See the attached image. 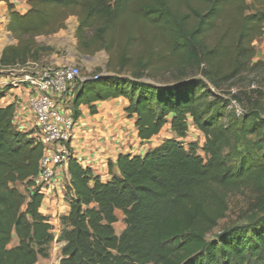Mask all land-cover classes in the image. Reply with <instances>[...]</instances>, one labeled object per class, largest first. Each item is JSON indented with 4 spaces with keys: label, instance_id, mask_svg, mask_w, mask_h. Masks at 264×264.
<instances>
[{
    "label": "trees",
    "instance_id": "1",
    "mask_svg": "<svg viewBox=\"0 0 264 264\" xmlns=\"http://www.w3.org/2000/svg\"><path fill=\"white\" fill-rule=\"evenodd\" d=\"M26 3L19 13L7 1L14 43L1 49L0 69L42 60L53 48L37 38L74 16L78 52L104 50L109 58L106 74L75 85L74 120L81 105L96 114L98 102L122 97L140 142L165 125L174 134L143 154L108 160L106 180L69 156L58 264H264V91L229 90L264 66L253 60L264 0ZM164 74L170 80H155ZM8 89L0 86V99ZM14 111V103L0 105V264H37L55 238L36 181L43 145L16 127ZM189 124L204 136L203 155L184 144ZM236 193L245 199L242 223L214 232Z\"/></svg>",
    "mask_w": 264,
    "mask_h": 264
},
{
    "label": "built area",
    "instance_id": "2",
    "mask_svg": "<svg viewBox=\"0 0 264 264\" xmlns=\"http://www.w3.org/2000/svg\"><path fill=\"white\" fill-rule=\"evenodd\" d=\"M1 72H6L7 77L1 86L27 92L33 121L31 136L43 145L36 181L43 199H47L59 168L72 155L70 142L76 123L71 110L73 89L85 79L106 73L82 75L79 66L71 62L54 65L32 60ZM189 127L194 128L191 124Z\"/></svg>",
    "mask_w": 264,
    "mask_h": 264
},
{
    "label": "crops",
    "instance_id": "3",
    "mask_svg": "<svg viewBox=\"0 0 264 264\" xmlns=\"http://www.w3.org/2000/svg\"><path fill=\"white\" fill-rule=\"evenodd\" d=\"M14 5V9L19 13H24L28 5L26 0H7ZM7 1L0 0V22H3L6 27L8 21V9ZM7 34V44L14 43ZM39 38V37H38ZM0 47L1 49L4 47ZM45 58V57H44ZM50 63L58 64L53 60V57L49 58ZM66 62H71L67 60ZM64 63V62H63ZM62 64V63H61ZM7 80V77H3V82ZM112 101H119L121 103V109L126 105L127 101L122 97L110 99ZM108 100L100 101L97 103V113L90 114L87 106L81 105V114L76 120L73 136L70 142L71 152L73 157L76 158L79 164L82 166H89L96 174H98L102 180H106L109 175L107 171V161L110 160L114 165L119 153H131V154H143L149 142L155 137L140 142L136 136V141L128 143L125 139L126 132L123 130L124 123L121 120L117 123H112V119L108 117L109 108H105L104 112L100 110ZM10 103H14V124L22 131H28L32 128V114L27 102V92L17 88H9L4 97L0 99V105L5 106ZM124 113V111H123ZM133 129L134 135L136 130L133 125V120L128 119ZM169 128V125H165ZM164 126V127H165ZM110 127H117L114 132L115 137L110 136ZM126 127V126H125ZM170 130V129H169ZM113 132V133H114ZM157 136V135H156ZM137 144L135 147L134 144ZM116 170V169H114ZM68 174L66 172V164L62 165L57 174L56 181L50 196L47 199L42 200L40 211L42 214L49 216L50 223L58 221V217L62 214H66L68 211V204L64 201V187L68 183ZM14 241V242H13ZM15 243V238L12 240L11 245Z\"/></svg>",
    "mask_w": 264,
    "mask_h": 264
},
{
    "label": "rangeland",
    "instance_id": "4",
    "mask_svg": "<svg viewBox=\"0 0 264 264\" xmlns=\"http://www.w3.org/2000/svg\"><path fill=\"white\" fill-rule=\"evenodd\" d=\"M77 27V19L76 17L72 16L66 20V25L64 29L59 30L57 33L47 36V37H39L37 38L38 43L43 45H48L53 48L52 52L45 53L42 57L41 63L49 64L50 63V56L53 57V60L57 61L58 64L66 62L67 60L73 61L74 64L79 66L81 69L82 75H89L95 73H107L106 66L108 63V54L104 50H100L95 52L92 55L89 54H81L78 52L76 48V38L74 36L75 29ZM7 30H5V26L3 22H0V47L6 45L7 43ZM255 47V60H261L264 62V35L254 41ZM45 57V58H44ZM54 64V63H52ZM55 65V64H54ZM6 75V72H1L0 69V86L3 82V77ZM147 81H153L151 78H144ZM157 82H164L170 80L169 74L159 75L156 79ZM261 87L264 91V66L259 68L258 70L243 74L241 78L237 79L234 85L229 89L231 92H238L242 89H250ZM232 106L237 110L240 111V106L232 102ZM121 103L119 101H112L108 100V102L100 108L101 112L105 110V108H109L108 117L112 119V123H117L121 120L124 123L123 130L126 132V141L131 143L132 141H136V135L133 133V129L131 124L127 120L126 115L123 113L121 109ZM114 121V122H113ZM126 126V127H125ZM117 127H110V136L115 137L117 132H114ZM114 132V133H113ZM117 133V134H115ZM174 137V134L169 130L167 126L163 127L162 130L155 136L148 144L146 150L158 145L162 140L165 138ZM184 144L189 142L196 143L198 146V154L203 155L202 151L200 150V146L204 141V136L199 133L198 130L195 128L189 127L186 137L183 139ZM132 142V143H133ZM137 142V141H136ZM137 147V144H134ZM143 152V153H144ZM21 188L20 185H18ZM229 202V211L225 219L219 222L218 227L214 230V232L220 231L223 227L233 223H242L239 221L240 219V212L245 206V199L242 197L241 194H231L228 197ZM118 221L114 224V228L117 234L121 232L124 228L123 223V216L120 212H117ZM53 233H54V240L49 246V256L46 259H39L37 264H58L59 260L61 259V249L63 246V241L57 239L60 230L59 221L53 222ZM14 242V241H13Z\"/></svg>",
    "mask_w": 264,
    "mask_h": 264
},
{
    "label": "water",
    "instance_id": "5",
    "mask_svg": "<svg viewBox=\"0 0 264 264\" xmlns=\"http://www.w3.org/2000/svg\"><path fill=\"white\" fill-rule=\"evenodd\" d=\"M5 30H6V27H5ZM8 33V37L11 39V40H13V38H12V36H11V34L9 33V32H7ZM65 244V242L63 243V245ZM63 247V246H62Z\"/></svg>",
    "mask_w": 264,
    "mask_h": 264
}]
</instances>
